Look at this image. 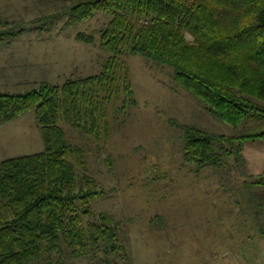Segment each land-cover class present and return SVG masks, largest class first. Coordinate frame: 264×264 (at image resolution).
Here are the masks:
<instances>
[{"label": "trees", "instance_id": "16d2710c", "mask_svg": "<svg viewBox=\"0 0 264 264\" xmlns=\"http://www.w3.org/2000/svg\"><path fill=\"white\" fill-rule=\"evenodd\" d=\"M68 2L38 21L52 25L64 19L63 29H69L102 14L107 21L97 40L80 33L75 39L97 44L107 57L97 74L0 93V125L34 111L44 146L40 153L0 161V264H63L68 257L133 264L126 224L90 207L104 191L87 174L85 154L88 145L107 137L110 110L124 114L136 106L125 59L137 55L167 67L205 113L234 130L224 135L175 124L185 163L196 171L237 173L246 178L242 188L256 187L252 205L240 196L264 237V174L247 179L242 156L245 143L264 137V131H254L264 121V0ZM24 30L0 19V41ZM61 123L86 140L84 147L71 143Z\"/></svg>", "mask_w": 264, "mask_h": 264}, {"label": "rangeland", "instance_id": "374dc122", "mask_svg": "<svg viewBox=\"0 0 264 264\" xmlns=\"http://www.w3.org/2000/svg\"><path fill=\"white\" fill-rule=\"evenodd\" d=\"M68 3L0 0V19L25 28L16 39L0 41V93H24L42 81L61 84L69 77L100 72L107 55L97 44L79 42L75 36L92 35L97 40L107 21L102 14L69 29H63L64 19L52 25L38 21ZM40 26L42 30H33ZM185 37L192 41L188 34ZM125 62L137 104L127 106L124 114L110 110L107 137L86 148L87 174L104 191L90 203L92 210L126 224L133 264H264L260 261L264 238L252 226L240 196L243 193L252 205L257 189L242 188L237 173L196 171L185 163L175 124L224 135L234 130L205 113L197 99L173 82L167 67L138 55ZM60 126L72 144L84 147L86 140L68 125ZM254 129L264 131V121ZM43 148L34 111L0 125V161ZM254 149L249 141L242 156L245 168L256 174L262 162L256 160ZM82 172L77 168L78 174ZM157 218L160 224L152 225ZM63 264L89 263L68 257Z\"/></svg>", "mask_w": 264, "mask_h": 264}, {"label": "crops", "instance_id": "0c3cea01", "mask_svg": "<svg viewBox=\"0 0 264 264\" xmlns=\"http://www.w3.org/2000/svg\"><path fill=\"white\" fill-rule=\"evenodd\" d=\"M248 143V142H247ZM247 143H245L244 145H243V149H244V147L247 145ZM252 144H253V146L255 145V148H257V149H254L255 151H257V153H256V160H257V158H258V160L259 161H261L262 162V164H261V166H260V170L258 171V173H252L251 172V170H249V168H245V172H246V174L248 175V176H250L249 178H247V179H251V180H253V178H251V176L253 175V176H261L262 174H264V137L263 138H260V139H257V140H254V141H252ZM243 149H242V151H243ZM252 173V174H251ZM251 174V175H250ZM240 178H242V182L241 183H243L244 182V180H246V178H244V177H241L240 176ZM242 187V186H241ZM254 188H256V187H254ZM238 201V200H237ZM238 203V202H237ZM244 203V202H243ZM239 204V203H238ZM244 212V211H243ZM252 213L253 212H251V216H250V218H251V221H252V226H256L255 225V223H254V217H253V215H252ZM250 214V213H249ZM263 221H264V219H262ZM257 229V228H256ZM259 234V233H258ZM260 236V235H259ZM261 238H264V237H261ZM260 251L263 253V256L261 257V259H260V261H262L263 263H264V245L261 247V249H260Z\"/></svg>", "mask_w": 264, "mask_h": 264}]
</instances>
